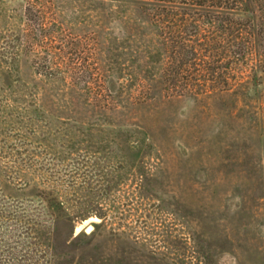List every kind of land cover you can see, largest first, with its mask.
Listing matches in <instances>:
<instances>
[{"label":"rangeland","instance_id":"1","mask_svg":"<svg viewBox=\"0 0 264 264\" xmlns=\"http://www.w3.org/2000/svg\"><path fill=\"white\" fill-rule=\"evenodd\" d=\"M124 1L0 0V264H264V0L222 88Z\"/></svg>","mask_w":264,"mask_h":264},{"label":"trees","instance_id":"2","mask_svg":"<svg viewBox=\"0 0 264 264\" xmlns=\"http://www.w3.org/2000/svg\"><path fill=\"white\" fill-rule=\"evenodd\" d=\"M124 2L134 4L140 12L139 37L144 43L141 53L146 60L156 58L160 62L164 58L162 73L172 84L189 81L198 88H222L227 68L222 64L224 55L229 60H240L247 52L245 39L233 36L247 29L246 21L236 16L243 15L245 0ZM187 73L193 77L180 81L181 75Z\"/></svg>","mask_w":264,"mask_h":264},{"label":"water","instance_id":"3","mask_svg":"<svg viewBox=\"0 0 264 264\" xmlns=\"http://www.w3.org/2000/svg\"><path fill=\"white\" fill-rule=\"evenodd\" d=\"M93 226H91V225H89V226H87L85 229H84V233L86 234V235H89L92 231H93Z\"/></svg>","mask_w":264,"mask_h":264}]
</instances>
